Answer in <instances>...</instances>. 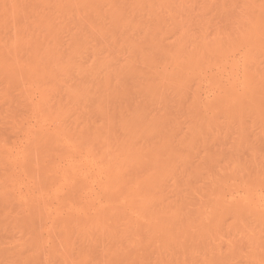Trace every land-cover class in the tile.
Wrapping results in <instances>:
<instances>
[{"label":"rangeland","instance_id":"obj_1","mask_svg":"<svg viewBox=\"0 0 264 264\" xmlns=\"http://www.w3.org/2000/svg\"><path fill=\"white\" fill-rule=\"evenodd\" d=\"M0 264H264V0H0Z\"/></svg>","mask_w":264,"mask_h":264},{"label":"bare ground","instance_id":"obj_2","mask_svg":"<svg viewBox=\"0 0 264 264\" xmlns=\"http://www.w3.org/2000/svg\"><path fill=\"white\" fill-rule=\"evenodd\" d=\"M70 2H72V1H70ZM65 3H66V2H65ZM109 3H111V2H109ZM109 6H111V5H109ZM118 11H119V10H118ZM123 12H124V11H123ZM118 13L121 14L120 11H119ZM118 13H117V14H118ZM158 13H159V12H158ZM152 14H154V13H152ZM115 15H116V14H115ZM118 15H119V14H118ZM123 15H124V14H123ZM123 15H122V16H123ZM155 16H156V15H155ZM155 16H154V17H155ZM117 17L120 18L121 15H119V16H117ZM118 18H117V19H118ZM121 18H122V17H121ZM121 18H120V20H123V18H122V19H121ZM100 20H101V19H100ZM124 21H125V20H124ZM126 21H127V22H126V24H127V23H128V20H126ZM115 22H117V21L115 20ZM119 22H120V24L122 23V21H119ZM124 23H125V22H124ZM124 23H122V24H124ZM115 25H118V23H117V24L115 23ZM120 26H121V25H120ZM122 27H123V26H122ZM125 27H126V26H125ZM180 50H181V49H180ZM98 51H99V50H98ZM99 52H101V51H99ZM178 52H180V51H178ZM181 52H182V50H181ZM95 54H96V52H95ZM177 54H178V53H177ZM33 55H35V54H33ZM36 55H37V54H36ZM36 55H35V56H36ZM38 55H39V54H38ZM98 55H99V53H98ZM96 56H97V55H96ZM177 56H178V55H177ZM29 57H30V56H29ZM31 57H33V56H31ZM33 58H34V57H33ZM35 58H36V57H35ZM175 58H176V57H175ZM29 59H30V58H29ZM36 59H37V58H36ZM30 60H31V59H30ZM32 60H33V59H32ZM37 60H39V59H37ZM34 61H36V60H34ZM39 62H40V60H39ZM39 62H38V64H39ZM33 63H34V62H33ZM29 65H30V64H29ZM30 66H31V65H30ZM33 66H34V65H33ZM38 66H39V65H37V67H38ZM27 67H28V66H27ZM41 67H42V66H41ZM28 69H29V68H28ZM28 69H27V70H28ZM35 69H36V68H35ZM42 69H43V68H42ZM36 70H37V69H36ZM43 70L45 71V69H43ZM33 71H34V70H33ZM44 71H43V72H44ZM41 72H42V71H40V73H41ZM30 74H31V73H30ZM30 74H29V75H30ZM23 76H25V75H23ZM50 76H51V75H50ZM28 77H29V76H28ZM38 77H39V79H41L43 76H41V78H40V76H38ZM38 77H37V78H38ZM21 78H22V77H21ZM34 78H35V77H34ZM32 79H33V78H32ZM35 79H36V78H35ZM30 81H31V80H30ZM21 82H22V81H21ZM26 82H27V81H26ZM28 82H29V81H28ZM35 82H36V81H35ZM41 82H42V81H41ZM30 83H31V82H30ZM36 83H37V82H36ZM36 83H35V84H36ZM23 84H24V83H23ZM37 85H38V84H37ZM30 86H31V85H30ZM24 90H25V89H24ZM29 90H30V89H29ZM27 91H28V90H27ZM32 92H33V91H32ZM24 94H25V93H24ZM27 99H28V98H27ZM25 100H26V99H25ZM19 101H20V100H19ZM67 103H68V102H67ZM25 104H26V103H25ZM38 104H40V103L38 102ZM63 104H64V103H63ZM60 105H62V104H60ZM25 106H26V105H25ZM28 106H29V105H28ZM28 106H27V107H28ZM39 106L41 107V105H39ZM58 106H59V105H58ZM27 107H26V108H27ZM33 107H34V106H33ZM30 108H31V107H30ZM34 108H35V107H34ZM41 108H42V107H41ZM21 109H22V108H21ZM28 109H29V108H28ZM32 109H33V108H32ZM39 109H40V108H39ZM60 109H61V108H60ZM60 109H59V110H60ZM34 110H35V109H34ZM49 110H50V109H49ZM61 110H62V109H61ZM39 111H40V110H39ZM42 111H43V109H42ZM62 111H63V110H62ZM30 112H31V111H30ZM34 112H35V111H34ZM45 112H46V111H44L43 113H45ZM57 112H58V111H57ZM57 112H54V113H57ZM40 113H42V112H40ZM43 113L41 114V116L43 115ZM48 113H49V112H48ZM48 113H47V114H48ZM30 114H31V113H30ZM34 114L36 115V113H34ZM47 114L44 115V116L46 117ZM51 114H53V113H51ZM60 114H61V113H60ZM27 115H28V114H27ZM49 115H50V114H49ZM49 115H48V116H49ZM57 115L59 116L58 113H57ZM50 117H51V116H50ZM54 117H55V116H54ZM54 117L52 116V118H54ZM56 117H57V116H56ZM56 117L54 118L55 120H57ZM48 118H49V117H47V119H48ZM57 118H58V121H59V120H60V119H59L60 116L57 117ZM63 118H64V117H61V119H63ZM26 119H27V118H26ZM49 119L51 120V118H49ZM49 119H48V120H49ZM55 120H54V121H55ZM63 120H65V118H64ZM37 121H38V120H37ZM52 122H53V121H52ZM60 122H61V120H60L59 122H57V123H60ZM21 124H22V123H21ZM60 124H62V122H61ZM51 125H52V124H51ZM27 126H28V125H27ZM53 127L55 128V125H54ZM21 129H23V128H21ZM62 129H63V128H62ZM62 129H60V130H62ZM23 130H24V129H23ZM55 130H57V128H56ZM60 130H58L57 132H60V134H61V131H60ZM64 130H65V129H64ZM35 131H36V130H35ZM27 132H28V131H27ZM33 132H34V131H33ZM47 132H48V130H47ZM66 133H68V132H64V131H63V134H66ZM39 134H40V133H38V136H39ZM49 134H50V132H49ZM52 134H53V133H52ZM57 134H58V136H59V133H56V135H57ZM40 135H41V134H40ZM36 136H37V133H36ZM62 136H63V135H62ZM64 136H66V135H64Z\"/></svg>","mask_w":264,"mask_h":264}]
</instances>
